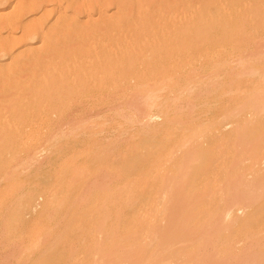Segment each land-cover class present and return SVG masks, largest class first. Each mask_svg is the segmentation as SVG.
<instances>
[{
    "label": "rangeland",
    "instance_id": "rangeland-1",
    "mask_svg": "<svg viewBox=\"0 0 264 264\" xmlns=\"http://www.w3.org/2000/svg\"><path fill=\"white\" fill-rule=\"evenodd\" d=\"M32 1H34V0H20V3L22 5L23 4L26 5L27 3H31ZM247 1H249L248 3L250 4V5H248L249 8L254 7L253 9H255V10L257 9V11L251 10V12L253 14L251 13L250 19H249V25H248V31H247V33L249 35H247V33L245 34L242 32L237 33V35L242 37V38H243V36H241V35H244V34L247 35L248 39L245 40V38H247V37L243 38V40H245L244 41L245 44L242 43V44H240L241 46L238 45L237 47H235L236 49L235 48L234 49L233 48L227 49L225 47L213 48L211 46H210L211 47L210 48V47H207V45H204L201 43L202 45L197 46V47H199V49L196 47L195 48L190 47V48L186 49L187 52H186V50L185 51L180 50L182 48H179V47H181V46L185 47L186 46L185 42L187 41L186 40L187 38H188V40L189 39L193 40L194 37H197L194 35L193 30H196V33L198 32L197 30L201 31L200 28L195 29L193 26H191V25H193V23H191V25H190L192 28L187 29V26H189V23L187 22V24H186L185 21H184L185 23H183V21H182L183 16L180 15L182 18L181 19L182 22L180 23L181 27H182V25L185 26L186 28L184 27V29H186V31L184 30L185 31L184 34L181 33V31L176 32V34H172V37L174 38V36H175V38H174L173 44L171 42L172 48L174 49V52L172 51L173 49H171V53H175L177 55V57H180V58L182 57V58H184V60H180V59L176 58V59H170L165 63L158 64L157 68L158 69L162 68V71L160 73H157L156 77H154V78L151 77L147 80H144V79H140V78L136 77L133 74L125 73V76H123V75L120 76L117 81H112L111 79L110 80L104 79L103 81L100 82L98 80H100L101 78L97 79L98 76L95 74V76H92L93 78L87 76L86 79H89V80H87L83 84V86L81 85V87L78 86L79 84H75L76 82H74V85H77V89L75 87L76 90L71 89V87L74 88L73 84L70 85V81L73 82V80H74V77L73 78L71 77V79H73V80H70L69 83L64 85V86H66L65 89H68L69 91H67V90L62 91L63 96L60 97V100H57L58 101L57 103H62L64 101L63 103L65 104V107L61 111L58 110V113L60 112L61 114H58L57 111H55V110H51V105H47V104H50L49 100H51V102H52L55 98L49 99L48 103H46V100H45V103H44L45 108L43 109V107H42V109H41L42 111L39 108H36L35 106H30V105H29V107L26 106L23 108L25 112L22 110V111H20L21 112L20 113L18 110L19 114L17 113L16 116L18 115V117H19L21 114L24 113L25 117L22 115V117H20L21 119L19 118L18 120L12 121L10 123V125L13 123V125L11 126V130L13 128H16L17 126H20V127H17L16 130L13 129V131L10 132V134H12L13 135L12 137L14 138V141H13L14 143L13 142L11 143V147H12V149L17 150L18 155L13 157L11 152L9 154L4 153V151H2L0 153V178L2 179V172H3V171L1 172V168L6 162L7 170L9 172L11 171L10 173H12L14 178H16L15 181H18L19 184L20 183L25 184L24 187H21L23 189L20 188V185L22 186V184L19 185V192H20V190H22V193L21 192L19 193L18 190H17V192L20 195H22V194L28 195L30 193L29 196H32L34 198V200H33L32 214H30V212H28V210H26L25 208H24V210L21 209L22 207L18 204V200L16 201V199H18V197L20 196L19 194L17 195V193H16V197H13L11 202H9V201H7L8 203L6 202L8 207H7L6 203L3 205V206H6L5 209L8 208L7 211L5 210L6 213L7 212L8 213L6 214L4 212V214L10 218H8V220H9L8 226L5 227L4 215H3V213L0 212V229H1L0 234L3 235V236H0V264H2L3 260H4L3 261L4 264H23V260L25 262L24 264H120L122 261H125V262L128 261V259L131 256H135V257L130 258L131 262H132V259H135V260H133V262L137 261L136 263L132 262L133 264H137L138 262H139L138 264H142V263L146 264L145 261L149 257H147L144 254V256L147 258L144 259V257H143L142 258L143 260L139 259V257H141V256L138 253H141V255H143L141 249L137 246V244H134V242H132V243L129 242L130 239L127 240L130 235L131 236L134 235V237L136 236V239L143 236V234L140 235L141 233L140 234L138 233V232H140V230H137L136 228H134L135 226H137V224H134L131 221L134 219V217L138 218L139 216H143V213L147 212L149 210V208L151 210H153L152 209L153 203L154 202L157 203V197H158L157 192L160 188V187L158 188V186L161 185V183H162V182H160V180L162 179L161 178L162 176L157 175L160 173L159 170L157 173L156 168H155L156 171H154L153 168L156 166L162 167L164 165V163L168 164V161L172 160V157L175 158L174 160L177 159V161H173L174 163H172V165L170 164V162H169V164L171 166L177 164V166H178L179 165L178 163H180L182 160V154L179 155L181 153V150H179V148H178L179 147L178 141L181 139V136L186 135V133H187V135H189L191 133L193 134V130H195V129L198 130L197 129L198 126H196V125H199L200 123H201V125H199V126L201 127V129L199 128L200 130H198L196 132V136H194V134L192 136L191 135L189 136L192 138L194 136V138L192 141H190L187 148L183 150V153H185L186 157L189 160H193V159L196 160V162L192 161L193 163L190 161L189 164H187V165L188 166L191 165V167H192V165L194 166V165L198 164L199 166H201L200 165L201 162L206 161L207 159H209L211 157V155H213L215 153L220 154V156L218 155L219 158H218V156L217 157H214V156L211 157V158H214L212 160H215V162H216V158L219 159V160H217L216 163L212 162V164H211L214 166L215 171L217 168V163L221 162V161L223 163L218 164L219 169L217 168L216 172H214V169L213 170L211 169L210 172L213 171L212 174L213 175L216 174V175L211 177V174L210 175L208 174L211 177V178L209 177L210 179L208 178V176L207 177L201 176L200 179H202V181L201 180L197 181V178H196V183L198 184L199 181L201 183L199 182L198 185L194 183V186L195 187L197 186V188H198V190H195V192L201 190V192H197L198 197H199L201 195L200 193H202V195H203V193H204L203 191H205V193H206V189L210 190L211 189L210 187H212L211 190L213 192L212 195H214V197H209L207 194L204 193L203 200L205 199V197L208 198V202L213 200L212 198L217 200L219 198V195L223 194V196L225 198H231L235 201V204L241 203L242 205H240V206L243 207V210L241 213H239L240 211L223 213V211L221 210L222 213L220 214L221 211L219 212V215L217 216L218 218H217L216 222H215V220L213 221V223L215 222V224L212 225L211 223H209V225H211V227L216 225V227L218 229H222V230L216 231L218 233H216L215 235L213 234V232H211V230L213 228L210 229V232L214 236L217 235L218 238L220 239V234H221V232L224 231L223 228L227 229V228H229V225L232 224L233 235L226 239L223 246L224 247L229 246V245L233 246L234 250L237 253L242 254V256H244V254L245 255H251L253 257V259H256V260L259 257L258 262L256 264H264V215L261 218H257L256 212H255V209H257L258 207H261L264 204V81H263L264 76L261 77L260 74H258L259 72L262 73V75L264 73V54H263L264 53V21H263L264 20V5H262V4H264V0H247ZM40 7H41V5H39L37 7L38 8L37 14L41 13L42 9ZM259 8H261V9L259 10ZM36 15H32L30 18L27 17L26 21H30L31 19H35ZM187 31H189V32H187ZM172 33H175V32L172 31ZM177 35L180 37L177 38ZM187 35H190V36H187ZM206 35H208L207 32H206L205 36ZM209 35H211V34H209ZM6 36H7L6 34L0 33V41H1V39H4ZM181 36H182V38H181ZM175 41H177V42H175ZM181 41H182V43H181ZM196 41L194 39L195 43H197ZM174 45H177L176 46L177 48ZM74 46H77V45H74ZM249 46H250V48H249ZM213 49H214V51H213ZM209 50H210V52H212L211 53V55H213L212 59H210L212 56L209 58H206V55L209 54V52H208ZM232 50H233V52H232ZM229 51H230V53L232 52V56L230 58H229V53H226ZM234 51H235V53H234ZM177 52H181V53L177 54ZM261 52H263V53H261ZM215 53L217 54V56ZM255 53H257V54H255ZM226 54H227V57H226ZM223 55H225V56H223ZM246 55H248L249 57H247ZM207 56H209V55H207ZM220 56H222V58ZM243 57H245V58H243ZM203 58L211 60L210 63L206 62V59L204 60ZM224 59L226 61H224ZM231 61H235V62L231 63ZM255 61H257L256 64H255ZM221 62H223V63H221ZM253 63H254V65H253ZM171 64H172V66H171ZM230 64L232 66H230ZM140 65L141 64H136L132 67L130 65H129V67L126 66L125 72L126 71L127 72L133 71L134 73H139L141 71V73H143L144 70H146V69L143 65H141L142 67ZM163 65H165V66H163ZM222 65H224V66L221 67ZM137 66L140 67L141 69L138 68ZM89 67H90L89 65L88 66L86 65V70ZM231 67H233V68H231ZM222 68H224V69H222ZM211 69H213V70H211ZM188 70H190V73L188 72ZM175 71H177V75L180 74L177 76V80L175 78V76H176ZM221 71H223V72H221ZM243 71L247 74L243 73ZM83 72L88 74L86 71H83ZM95 72H97V71H95ZM32 73H33V71H31V72L25 71L19 76L17 74V77H21L25 74L26 76L24 78L23 77H21V78L23 80H25V78H26V80H27L28 79L27 75L28 74L32 75ZM210 73H213L214 76ZM36 74H38V73H35V75ZM185 74H186V76H185ZM215 74H218V76ZM228 74H230V76ZM236 74H238L239 76L244 74V76H242V78L241 77L238 78V75H236ZM195 75H197L198 78ZM232 75L235 77V79H233L231 77ZM171 76L172 77L174 76L173 79H170ZM180 76H182V79L185 78L184 80H186V79L187 80L184 82V80H182ZM17 77L15 79L12 78L13 80H11V82L15 81V84H17L19 86V88L22 86L21 89L23 91L21 93H23L26 90L23 87V85L26 82H27L26 84L29 85L28 82H30L31 77L28 76L29 77L28 81L25 80V83H23V85L20 81H22V82H24V81L22 79L20 80V78H18L20 80L19 81L17 79ZM162 77L166 78V81L164 80L165 83L168 80H170L169 82H171V83L172 82L177 83V81L179 80L180 83L178 82L177 84H180V85L173 83V85H177V88L173 87L171 89L169 86L168 89L169 88L170 89L169 90L166 89V93H167V95H166V93L163 90H161L163 92L158 90V89H161L164 85L168 86V84H164V82L161 79ZM201 77H204L205 81L203 79H201ZM253 77H256V78L253 79ZM41 78L43 79L44 76L41 75ZM216 78H218V79H216ZM150 79H151V81H150ZM155 79L157 81H161V82L156 84L157 81ZM199 79H201V80H199ZM248 79H250V80H248ZM90 80H92V81H90ZM152 80L156 81L155 84L152 82ZM190 80H192V81H190ZM219 80L220 81L223 80V81H221L222 84L221 83L219 84V82H220ZM232 80H236V81L239 80V81H238V83H236V82L232 83ZM16 81H19V82L16 83ZM46 81H47V79H46ZM132 81H133V83H132ZM245 81H247V82H245ZM32 82H33V79H32ZM147 82H150V83H147ZM88 83H89V86H88ZM145 83L149 84V86L152 84L153 85H159L161 83L164 85H159L157 87L152 85L153 87H155L154 90L148 89L151 86L150 87L145 86L149 90L148 91L143 86V85H147ZM183 83H184V86H183ZM204 83H206L207 85H205ZM209 83H211V84L215 83L212 85V86H214L215 89H219L220 87L221 88L219 90L215 91V89L212 86L210 87L211 84H209ZM94 84H95V86H94ZM101 84H103V85H101ZM223 84L224 85L226 84V85L224 86ZM114 85H116V86L114 87ZM215 85H217V86L215 87ZM222 85L225 88H223ZM232 85H234V86H232ZM140 86L143 88H141ZM189 87H191V88L194 87L193 89L196 92V94L193 91V89L192 90H191V88L188 89ZM135 88H136V91H133ZM18 89H17V91L20 94L21 89L20 90H18ZM115 89H117V90H115ZM137 89H138V91H137ZM173 89L176 93H173L174 91L172 92ZM44 90H46V89L44 88ZM146 90H147L148 94H147V92H145ZM157 90L160 91V93H163V94L165 93L163 95L164 99H162L163 97H162V94H160V93L154 95L153 98L154 99L156 98L155 101L158 98V100L156 101L158 105L159 104L162 105V103H161L162 101L164 102L163 104L172 103L173 101H171V100H170L171 102L169 101V98H170L172 100L176 99V100H174L173 103L175 104L174 107H176V106H178V107L173 108L174 110L171 109V112H168V114L166 115L165 122L167 124L162 119L156 120L155 124H156L157 128L154 130L155 132L151 131V130L148 131V133L152 132V133H149L150 134L149 135V134H147L146 129L142 124L141 125L144 127V129H140V128H142L140 123H142V121L145 120V119L143 120V117H139V119L142 118V121L138 119L139 123L137 121L134 124H131V123H128L127 121H128V119H130L131 115L132 116H136V115L142 116L146 112L147 106H148V105L146 106V100L149 104V102L151 101L150 97H152V95H153L152 92L157 91ZM206 90L209 91L208 94L210 93V97H208L209 95L208 96L205 95ZM210 90L211 91L213 90V91L211 92ZM178 91H180L183 95ZM184 91H185V93H184ZM191 91L196 96H197V93L199 92V94H198L199 96L196 97V96L192 95L193 93H189ZM217 91L219 93H217L216 97L214 94H213L214 96L211 95L213 92H217ZM221 91H222V93H221ZM168 92H170V93H168ZM200 92H202L203 95L206 96V97L202 96L204 99L201 97L202 93H200ZM26 93H28V91H26ZM26 93H24V94H26ZM93 93H96V94H93ZM149 93L151 96L149 95ZM171 93L173 94V96ZM11 94H13V93H11ZM19 94H15V95L13 94V95H11V97L17 96V98H18V96H20ZM169 94H171V95H169ZM2 95L3 94H0V97H2ZM113 95H114V97H113ZM179 95H181V96H179ZM189 95L190 96L192 95V96L190 97ZM139 96H140V98H139ZM148 96H150V97H148ZM155 96H157V97H155ZM160 96L162 97L161 99H159ZM187 96H189L188 98H190V99H187ZM193 96L196 97L197 99L195 98V100H194ZM120 97H122V98H120ZM20 98L21 97H19V99ZM191 98H192V100H191ZM201 98H202V100H201ZM205 98H207V99H205ZM2 99H4V97ZM124 99H125V101H124ZM178 99L180 101L181 100H183V101L180 102ZM198 99L200 101H198ZM0 100H1V98H0ZM184 100H185V102H184ZM120 102H123V104ZM189 102H192V103L189 104ZM197 102H199V104ZM204 102H206V103H204ZM117 103L118 104L120 103L119 106L120 105H122V106L119 107L117 105ZM173 103H172V105H173ZM194 103H195V105H193V108H192V104H194ZM177 104H179V105H177ZM0 105H1L0 107H2L1 103H0ZM190 105H191V107H190ZM49 106H50V109H49ZM110 106H111V108L114 106H116V107L114 109H111ZM180 106L183 107V112L179 111L180 109H182V107H180ZM187 106L189 107V110H188V108H186ZM117 107L119 108V110H122L121 107L124 108L123 112H125V113L122 112L121 115L123 114L122 116H125V117H120L117 114H115V113L120 112L118 109H117L118 112L116 111L115 113H113ZM215 107H216V109H215ZM100 108H102V109H100ZM107 108H108L110 113L108 112ZM129 108H130V110H129ZM158 108H160V106L156 108V111ZM178 108H179V110H177ZM185 108H186V110H185ZM28 109H30V110H28ZM45 109H47L48 111ZM190 109H192V111ZM0 110H2V109L0 108ZM196 110H198V111H196ZM26 111H28V112L26 113ZM43 111H44L45 115H43V113H42ZM102 111H105V112H102ZM135 111H136V113H135ZM186 111L188 112V114ZM127 112H128V114H127ZM176 112H177V114H176ZM2 113H3V110H2ZM96 113L100 114V115L98 114L99 117L102 115L101 116L102 118L100 117L101 119H104V118H105L104 120H106V118L109 119L108 122L101 123L100 122L101 119L97 120V118H96L97 121H94L95 116L97 115ZM212 113H214V114H212ZM1 114H0V116H3V114L2 115ZM113 114H115V115H113ZM178 114H179V116H178ZM187 115H189L188 118H187ZM193 115H194V117H193ZM200 115H201V117H199ZM223 115H224V117H222ZM41 116L43 117L42 118L43 122L46 119V122H44L43 124L40 123V122H42L40 120ZM60 116L64 118V119H61V120H63V122H60L61 121ZM220 116L222 117L223 121L221 119H219ZM35 117H37L36 119H39V120H35ZM54 117H56V118H54ZM112 117H113V119H112ZM176 117H177V119H176ZM189 117H191L192 121L190 120ZM196 117L198 118L197 120H196ZM207 117H210V118H207ZM214 117H216L219 120H213V119H216ZM49 118L52 119L51 121L54 123L53 124L54 131L56 133L57 132L64 133V137L61 136L60 137L61 139L60 138L54 139L55 143H54L53 139H52V141L49 142L50 144L46 143V146L47 145H50V146L49 147L47 146V149L49 148L48 154H47V159L42 160V162L43 163L45 162L44 164H46V165L43 164L44 167H42L43 169L41 168L40 172H38L39 170L37 171L36 169H34V170L30 169V171L28 172V170H29L28 169L24 172L27 175V177L24 176L25 175L24 173H22L20 175V178H19L20 180H18L17 178L19 176L17 177L16 175H14L15 169H13V168H15V165L18 164L19 161L24 159V156L26 158L25 154H27V153H25V152H27V151H25V150H27V149H24V148L26 146H28L29 143L25 144V143H27L25 141V139L26 138L28 139V137L31 136L32 132L33 131L35 132L36 129H37V131L35 132L36 136H38V134H40L41 135L40 137L44 136V138L46 139L47 136H49V131H50L49 128H47L48 126L46 125L47 122H50V120H48ZM86 118H88V121ZM89 118H91V119L94 118V120L93 119L91 120ZM116 118H118V121ZM186 118H187V121H185ZM193 118L195 119L194 120L195 123L193 122ZM201 118H203L204 121H203V119L201 120ZM10 119L12 120V118H10ZM23 119H25V120H23ZM32 119H34L35 122ZM53 119L54 120L56 119V120L54 121ZM57 119L59 120V122L57 121ZM68 119L71 122V124H69ZM125 119H126V121H125ZM179 119L181 121H179ZM26 120L29 123H27ZM104 120H101V121L103 122ZM174 120L176 121V123L181 122V123H177V124H179V125L182 124V126L184 125L182 130L180 128L181 126L178 129V126H176L177 125L176 123L174 124L175 126L174 125L173 126L177 127V130H175L176 128L174 129V127L172 126V123L175 122ZM198 120H201V121H198ZM16 121H19V122L17 123ZM30 121L31 122L33 121V123H34V124L32 123L33 125L31 124V126H32L31 131H30V125H29L31 123ZM86 121L87 122H90V121L93 122V125H92V123L91 124L88 123L87 127H86ZM55 122H56V124H55ZM95 122L98 125L97 124L95 125L94 124ZM163 122H164L165 126H163L164 124L162 125ZM38 123L44 125V127H42V125H40L38 127V125H39ZM63 123H65L64 126L67 127V129H66V127H64L65 129L63 128L64 130H66V133H68V130H69V132L72 131V133H68L69 134L68 137H67V134L65 135V131L61 129L63 127L62 126ZM75 123H77V124H75ZM35 124H38V125L34 126ZM60 124L62 127H59ZM83 124H84V126L81 127V125H83ZM27 125H29V126L27 127ZM45 125H46V127H45ZM48 125H49V123H48ZM127 125H128V127H127ZM13 126H16V127H13ZM93 126H95V127H93ZM97 126H99V127L96 128ZM103 126H105V127H103ZM120 126H122V128ZM185 126L189 127L187 130H189L191 128H194V129L192 131H190L191 133H189V132H187ZM89 127L90 128L92 127V128L90 129ZM38 128H42V130L39 129V130H41V132H38L39 131ZM71 128L73 130H71ZM119 128H121V129L119 130ZM124 128H125V130L129 129L126 132H128V131H130V132L126 133L123 130ZM162 128L165 130L164 132H162L163 131ZM165 128L168 129L170 132L175 130V131H173L174 134L177 131L175 135L172 134V136H174V141L172 140L173 137L171 139L169 138V141H171V143L167 141L168 140L167 136L169 137L170 134L167 135V133H166L167 131ZM7 129L5 128V130H7ZM25 129H26V131H25ZM58 129H60V130L58 131ZM161 129H162V131L160 132ZM14 130H15V133H14ZM43 130H44V132H43ZM61 130H62V132H61ZM86 130H87V132H85ZM142 130L144 132H141ZM1 131L2 130L0 129V134H2ZM52 131H53V129L51 130V132ZM75 131H77V133ZM119 131L120 132L122 131L123 133L122 132L120 133ZM138 131H140V132H138ZM28 132L29 133L31 132V135L28 134ZM82 132H84V134ZM184 132H185V134H184ZM43 133L47 136H45ZM80 133H82L84 135V136H82V138H81ZM101 134H102V136H101ZM140 134H141V136H140ZM165 134L167 136H165ZM97 135L99 136V138ZM133 135L136 137H134ZM32 136H34V135H32ZM50 136H52V134ZM121 136H123V137H121ZM124 136L126 138L128 137V139H130V140L126 139ZM137 136L139 138H137ZM186 136H185V140L187 138ZM24 137H26V138H24ZM73 137H75V138H73ZM103 137H105V138H103ZM170 137H171V135H170ZM124 138L126 140H124L123 141L124 143H123L122 140ZM150 138L152 139L151 142H149L151 140ZM183 138L181 141H183ZM41 139H43V137ZM102 139L104 140V142L101 141ZM113 139H114V141H112ZM143 139L146 140V143ZM147 139H149V141ZM23 141H25V142L23 143ZM38 141H40V139ZM118 141H119L120 146L118 144ZM120 142H122V143H120ZM36 143L37 142H35V144ZM78 143H79V145H77ZM90 143H91V145H90ZM22 144H24L25 147ZM67 145H69V146H67ZM74 145H76V146H74ZM110 145H113V146H110ZM151 145H153V146L151 147ZM117 146H119V147H117ZM176 146H177L179 151L178 150L172 151V149L173 150L177 149V148H174ZM53 147L58 148V149H55ZM108 147H109V150H108ZM135 147H137V148L135 149ZM110 149H111V151H110ZM103 150H105V151H103ZM77 151L78 152L80 151V153H78ZM172 152H174V155L172 154ZM175 152H176V154L178 152L179 153L178 155L181 158L179 156H177L175 154ZM49 153L52 157L49 155ZM70 153H72L73 157ZM106 153H107V155H106ZM160 154H161V156H160ZM48 155L50 156V158ZM76 155H77V157H76ZM168 155H170L172 157H170ZM175 155L179 158L175 157ZM22 156H23V158H22ZM151 158H152V160H151ZM159 158H160V160H159ZM148 159L150 160V163H149ZM155 159H157V160H155ZM162 159H163V161H161ZM166 159H168L167 162L165 161ZM47 160H49V161H47ZM52 161H53V164H52ZM162 162H163V165H162ZM176 162H178V163H176ZM209 162H210V160H209ZM148 163H149V165L146 168V164H148ZM213 163H215V164H213ZM169 164H168V167H170ZM94 165H96V166H94ZM143 166H145V167H143ZM188 166H186V167H188ZM213 166H211V167L213 168ZM159 167H158V169H159ZM164 167H166V164L164 165ZM168 167H166V168H168ZM191 167L185 168V170H187L186 173H188V171L190 170V172L192 174L194 173L193 175H197V173L199 172L198 170L200 168L198 167L196 169L197 166H194L193 168L196 169L195 170L196 172H194V169L192 170ZM150 168H151V171H150L151 174H152V171L157 173L156 175L158 176L157 178H159V180L154 178V177H156V175H154V173L152 175L149 174L148 170H150ZM99 169H100V171H99ZM105 169H106V171H105ZM131 169L133 171L132 174L130 171ZM171 169H174V168L170 167V170ZM206 169H208V168H206ZM122 170H123V172H120ZM161 170H162L161 173H163V171H165V168H160V171ZM170 170H168V171H170ZM178 170H181V168L178 167ZM219 170H221V171L219 172ZM8 171H6V172L8 173ZM108 171H110V173ZM112 171H114V173H112ZM124 171L125 172L130 171L131 176H129L128 172H126V174H124L125 173ZM166 171H167V169H166ZM166 171L164 173L165 174L168 173V175H170L172 173L171 171H173V170L170 171L171 172L170 174H169V172H166ZM174 171H175V169H174ZM174 171H173V173H174ZM98 172H99V175H98ZM119 172L122 174H120ZM10 173H8V174L10 175ZM33 173H34V175H33ZM140 173H141V176H139ZM182 173H185V172L182 170ZM208 173H209V171H208ZM147 174H149L148 179H149V176L153 177V179H152V177L150 178L152 181H148V179L147 180L145 179V178H147L146 177ZM176 174L178 175V172L174 173L173 176L175 177ZM12 175L10 176L11 180L14 179ZM29 175L31 176L30 178H29ZM35 175H36V177H33ZM132 175H133V177H132ZM143 175L145 178H141V177H143ZM162 175H164V174H162ZM181 175L182 174H179V176H181ZM204 175H206V174H204ZM119 176L124 178V179L126 178V180H124V182H123L121 180L122 178H120ZM127 176H129V177H127ZM179 176H177V177H179ZM187 176H189V175H187ZM192 176H189V179L187 182L188 185L191 183L190 178L196 177V176L195 177H192ZM95 177H98L100 179H97L98 180L97 181V180H95ZM101 177H105V178L102 179ZM138 177L140 178L141 181L142 180L144 182L148 181L150 183V184H147L148 185V187H147L145 185V183L143 182V184H144L143 186H146L147 188L146 187L145 188L140 187L141 188L140 190L137 189L138 184L140 186V182H138V179H139ZM174 177H171V178H174ZM177 177H176V180H177ZM185 177H186V175H185ZM185 177L184 178L180 177V178L186 179ZM114 178L116 181L114 180ZM132 178H135V179L131 180ZM171 178H169V179L171 180ZM198 178H199V176H198ZM154 179H156L157 181L154 182ZM163 179L167 180L166 177H164ZM174 179L171 180L172 185L174 184ZM183 179L180 181L186 182ZM100 180H102L103 183H101ZM178 180H177V183H181L180 181L178 182ZM193 180L194 179H192V181ZM113 181H114V183H113ZM125 181H128L126 183L127 184L129 183L131 186L128 184L129 186H126L124 188V185H127V184H125ZM153 182L155 184L157 182L156 186L154 185ZM0 183H1V180H0ZM120 183H122V185ZM202 183H204L206 185H202ZM28 184H30V185H28ZM93 184L95 187L93 186ZM99 184L101 186L103 185L102 187H104V188H102L101 186L99 187ZM105 184H107V186H109V190ZM181 184H180L181 189H179V187H177L179 185H176V183H175V185H173V186L170 185V186H172L174 189H176V187H177L180 190L179 192L181 193L182 189H183L182 192H184L186 189L185 187H188V186L184 187V183H183L182 186L185 188L184 189V188H182ZM192 184L193 183H191V185ZM1 185H2V183H1ZM97 185L99 188H101V190L102 189H104V190H102V191L98 190L99 188L97 187ZM199 185H200V188L198 187ZM115 186H116V188H115ZM163 186H162V188H163ZM201 186H203V188ZM190 187L187 188L188 192L185 191V193H187V194L189 193ZM195 187H194V189H195ZM126 188H129V190H127ZM204 188H206V189H204ZM93 189L97 190L96 192L98 194ZM121 189H122V191H124L123 194H121ZM213 189H214V191H213ZM220 189L223 190L222 193L219 192ZM0 190H2V188H0ZM119 190H120V194L123 196H119L120 199L115 200V198H119V197H117L118 195L116 194L119 192ZM133 190L135 192L137 190L138 191L136 193H134ZM115 191H118V192H115ZM126 191L128 194L127 198L125 197ZM192 191H193V189H192ZM86 193H89V194L92 193V194L89 195ZM177 193L178 192H176L175 196H177ZM180 193H178V196L176 197V199L179 197ZM185 193H183V194L181 193V195H183L182 197H184V199L183 200L180 199V201L182 200L184 202V200L188 196V195L186 196ZM197 193H194V191H193L191 194L194 196L196 194V196L195 197H192V195H189V196H191L194 200L195 199L197 200V198H196ZM207 193H208V191H207ZM114 194H116L115 197H114ZM127 194H126V196H127ZM174 194H175V192H174ZM110 195L111 196L113 195L112 198ZM154 195H155L156 199H153ZM187 199L189 200V198H187ZM193 199L192 200L190 199L191 202L193 201ZM153 200H154V202H153ZM180 201H177V202H180ZM198 201H201V200L198 199ZM204 202L206 203L207 200L203 201V203ZM12 203H13V205H12ZM180 203H182V202H180ZM184 203H182L183 207L186 208L184 206ZM197 203L198 202L196 201L192 207H191L192 203H191V205L189 204L187 206L188 209H189V207H190V209L193 208L192 211L194 210L193 212L195 214H191L192 211L189 214L188 212L190 211V209L189 210L186 209L188 211V212L186 211L187 215L185 213V209H183L184 210L183 214H185L186 217L188 216V214L192 215L190 217H187L190 221L193 220L192 217H194L198 214L197 215L198 217L196 216V219L193 220L194 225H195V223H197V225H195L196 228L193 227L192 221L189 222V220H188L187 224H189L188 225L189 227L192 224L191 230L194 231L196 229V231L198 230L197 232H199V229L203 228L201 223L203 224L206 221L202 219V216H201L202 214L198 210L195 211V208L198 205H201L198 203V205H196V207H194L195 204H197ZM200 203H202V202H200ZM180 205L178 203L177 207H179ZM10 206H12V207H10ZM153 208H155V207H153ZM181 209H182V207H181ZM151 210H149V213H147V215L149 217H150V215L153 216V212ZM154 210H156V209H154ZM172 210L175 211L174 208H172ZM178 210L180 211V209H178ZM18 211L20 213H18ZM150 211L152 214L150 213ZM182 212L180 213L181 215H183ZM12 213H13V215H11ZM154 213H155V211H154ZM158 213H159V211H158ZM144 214H146V213H144ZM173 214H175V213H173ZM239 214H240V218L237 219ZM181 215H179V216H180V219L182 220V218H184V217H182ZM145 216L146 215H144L143 218L147 219V216L146 217ZM157 216L158 215L155 216L156 219L152 217L153 221H151V223L154 222V224H155V221H154V219H155L156 222H158V225H162L161 226L162 228H164V227L167 228V226L164 225V224H166V222H164L162 220V218H161V221H163L164 223L161 222L162 224H159L160 221L157 220V218H158ZM175 216H177V215H175ZM149 217H148V219L151 220V217L150 218ZM172 217H173V215H172ZM186 217L184 218L185 220L187 219ZM141 218H138V220ZM143 218L141 220L145 221ZM177 219H179V218L177 217ZM180 219H179L178 223L176 221L177 224H179V222L184 221V219L182 221H180ZM217 221L219 222L218 224H220L219 227H221V225H222L223 228L218 227V225L216 224ZM148 222L149 221H147V222L145 221V225L143 224L144 227L146 226V223H147L148 227L152 225L150 222L149 223L151 225L148 224ZM184 222H186V221H184ZM182 224L183 223H180L179 225L182 226V229H185L184 227H186V226L185 225L183 226ZM206 224H204V225L206 226V228L209 229V227H208L209 225H206ZM3 226L5 227L4 228L5 230L3 229V232L1 233ZM154 226H153V228H155ZM176 226L177 225H175V227L172 226V228H170V231H167L168 228L165 229V231H167L165 234L163 232H161V233H163V235H161V237L163 238V239L161 238L162 241L163 240L165 241L166 238L169 239L168 241H170V239L173 238V241H172V239H171V241L174 242V245H175L176 240H178V239H176V236H175L176 232L178 234H180L177 237L184 238L186 236L185 234H183L185 236L181 237L182 236L181 233L182 232L185 233V232H187V230L185 229L183 231L182 229L178 228V226L177 227ZM168 227H169V225H168ZM28 228H31V229H28ZM139 228L145 229L141 226ZM162 228H158V229L156 228V229L162 230ZM173 228H175V229L178 228L180 233L178 230L176 232H174L175 230H172ZM193 228H195V229H193ZM217 228H216V230H217ZM156 229H155V232H156ZM30 230H31V233L29 232ZM189 230H190V228H189ZM145 231H147V230L145 229L144 232ZM150 231H151V228H150ZM150 231H149V233H150V235H152V233ZM193 231H191L190 235L188 233V237H190V239H191V235H192ZM200 231L202 232V230H200ZM204 232L208 233L209 230L204 231ZM4 233L8 234V236H6V234H4ZM35 233L38 234V239H37V243H36L37 247L33 248V249H35V251L32 249L34 251L32 253V250L29 249L28 246H30L32 239L36 236ZM134 233H137V234H134ZM168 233L171 235L170 238H168L169 237ZM206 233H205V235H206ZM27 234L29 235V237ZM33 234H35V236H33ZM145 234L147 235L148 233H145ZM145 234L143 237L146 236ZM196 234H198V233H196ZM150 235L148 234L146 236L147 238L145 237V241H146V239L149 240V238H151ZM164 235H166V236H164ZM210 235L208 234V236H210ZM5 236L9 239H7ZM30 236H31V238H30ZM173 236H175V237H173ZM194 236H195V233H194L193 237ZM214 236H213V238H214ZM3 237H4V239L1 240ZM21 237L23 239L22 241L19 240ZM188 237H185V238H188ZM218 238H216V239H218ZM133 239H135V238H133ZM136 239H135V241H136ZM167 239H166V242H168ZM190 239L188 238L187 241ZM210 239L208 240V242L210 241ZM14 240H16V241H14ZM213 240L217 242V246L214 245L213 243H215V242L211 240L212 241V247H211V245H208V248H206V252H205L206 254L204 256H200L198 259L199 261H201L200 262L201 264H202V262H203V264H219V263H221L220 261H222V260L224 261L226 259V257H225V259H222V257H223L222 255L224 253L222 255L220 254L221 256L219 255V253H222V252L218 253V251H220V250H217L216 252L213 251L214 246L218 247L219 245H221L223 243L220 244L219 242H221V241H217V240H215V238ZM12 241L15 243L14 244L11 243ZM130 241H132V240H130ZM139 241H140V239H139ZM181 241H182V239L180 240V243H181ZM183 241H185V240L183 239ZM190 241H192V240H190ZM127 242L131 243L130 246H129V244L127 245L128 247L126 246ZM143 242H138V244L142 243V246L139 245V246H141V248H143L144 246H147L145 244H148V246L151 248V246H150L151 244L149 243V241L147 243H145V242L143 243ZM150 242H151V240H150ZM177 242H179V241H177ZM2 243H4V244L1 245ZM180 243H178V244L181 246V244H183V243H181V244ZM187 243L185 242V244H184L185 247L182 246L180 248V250L178 249V246L176 243L178 253H177L176 248H175L176 253L173 251L174 249H171L169 251L170 253H171V251H173L172 253H174V257H171L169 260L170 262L172 260H174V261H172L170 264H175V263L176 264H180V263L185 264L184 258L182 257L181 254L182 253H188L191 251V247H189V245L187 247L188 250L186 249ZM189 243L191 244V242H189ZM12 244H13V246H12ZM20 244H24V245H20ZM169 245L174 246L172 244H169ZM23 246H25V247H23ZM137 248H138V250H137ZM210 248H211L212 252L210 251ZM19 249H20V251L22 250L20 254H18ZM23 249H24V252H23ZM144 249H145V247H144ZM144 249H143V251H144ZM189 249H190V251H189ZM216 249H220V248L218 247ZM26 250L29 251L30 253L27 252L25 254ZM139 250L141 252H139ZM181 250H183V251H181ZM145 251H147V249ZM209 251L211 252L210 254H208ZM213 252H214V254H213ZM147 253H148V251H147ZM11 254H13V257ZM22 254L23 255L25 254V255L23 256ZM30 254H32L31 257H30ZM137 254H138V256H137ZM149 254L150 253H148L147 255H149ZM151 254H152V252H151ZM27 255H28V257H30V260H29V258L26 260ZM166 255H167V253L165 252V254H163V256H162L163 260L168 258ZM225 255L226 254H224V256ZM228 255H229V253H228ZM228 255H226L227 259H229V260L233 259L234 260V258H235L234 253L232 255L230 254L232 258H228ZM6 256L8 258L11 256L12 258L10 257L9 259H7ZM22 256H23V258H22ZM205 256H207V258ZM209 257L211 260L209 259ZM217 257H219V260L220 259L221 260L219 261L217 259ZM150 259H151V257H150ZM150 259H147V260L149 261ZM207 259L210 261H208ZM140 260L142 261V263L140 262ZM153 260H154V262H153ZM229 260H228V262H229ZM151 261H152L151 264H154L156 262L155 259H151ZM234 261H232V262H234ZM216 262H218V263H216ZM126 264H129V263H126ZM147 264H148V262H147ZM149 264H150V261H149ZM225 264H230V262L229 263L225 262Z\"/></svg>",
    "mask_w": 264,
    "mask_h": 264
},
{
    "label": "bare ground",
    "instance_id": "bare-ground-1",
    "mask_svg": "<svg viewBox=\"0 0 264 264\" xmlns=\"http://www.w3.org/2000/svg\"><path fill=\"white\" fill-rule=\"evenodd\" d=\"M249 1H247V0H34V1H32L31 3H27L26 5L25 4H21L20 3V0H0V33L1 34H6L7 36L4 38V39H1V41H0V94H3L2 95V97H0L1 98V100H0V103L2 104V107H0L2 110H3V113H2V110H0V114L2 113L3 114V116H0V129L2 130L1 132H2V134H0V153L2 152V151H4V153H6V154H9L10 152L12 153V156L13 157H15V156H17L18 154H17V150H15V149H12V147H11V143L14 141V138L12 137L13 135L12 134H10V132L11 131H13V129H15L16 130V128L17 127H20V126H13V127H16V128H13L12 130H11V126L13 125V123L10 125V123L12 122V121H15V120H18L20 117H22V115L24 116V113L23 114H21L19 117H18V115L16 116V114L18 113V110H19V112L20 111H24V107H26V106H28L29 107V105L30 106H35L36 108H39L40 110L42 109V107H43V109L45 108V100H46V103H48V100L49 99H54L52 102H51V100H49L50 102V104H47V105H51V110H55V111H57V113H58V110L59 111H61L64 107H65V104L62 102V103H57L58 101L57 100H60V97H62L63 95H62V91H69L68 89H65V87L66 86H64L65 84H67V83H69V81L70 80H73V79H71V77L73 78L74 77V80H73V82L72 81H70V85L71 84H73L74 85V82H76L75 84H79L78 86L79 87H81V85L83 86V84L87 81V80H89V79H86L87 78V76H89V77H92V76H95V74L98 76V78L97 79H99V78H101L100 80H98V81H103L104 79H111L112 81H117L118 80V78L120 77V76H125V73H129V74H133V75H135L136 77H138V78H140V79H144V80H147V79H149V78H151V77H156L157 76V73H160L161 71H162V68H160V69H158L157 68V66H158V64H162V63H165V62H167L168 60H170V59H180V60H184V58H180V57H177V55L175 54V53H171V49H173L172 48V45H171V42H172V44H173V41H174V38H175V36H174V38L172 37V34H176V32H180L181 31V33H183L184 34V32L186 31V29H184V27L185 26H183L182 25V27H181V22L183 21V23H185L186 22V24H187V22L189 23V26H187V29H190V28H192L191 26H193L195 29H201V31H199V30H197L198 32L196 33V30H193V33H194V35L195 36H197V37H194V39H195V41L197 42V43H195L194 42V39L193 40H188V38L186 39L187 41L185 42V47H183V46H181V47H179V48H182V49H180V50H186V49H188V48H190V47H192V48H198L199 49V47H197V46H200V45H202V44H204V45H207V47H213V48H221V47H225V48H235V47H237L238 45H240V44H242V43H244V41L245 40H247L248 39V37H247V35H249L248 33H247V31H248V25H249V19H250V15H251V10L252 11H257V9L255 10V9H253L252 7H250L249 8V6L248 5H250L249 3H248ZM252 3V2H251ZM39 5H41V13H39V14H37V7L39 6ZM262 5H264V4H262ZM256 6V5H255ZM257 7V6H256ZM255 7V8H256ZM261 8H259V10H260ZM37 14V15H36ZM253 14V13H252ZM32 15H36L35 17V19H31L30 21H26V19H27V17H31ZM180 15H182L183 17V20L181 21V16ZM258 16V15H257ZM256 16V17H257ZM262 16V15H261ZM179 18V19H178ZM223 18V19H222ZM227 18V19H226ZM229 18V19H228ZM185 19V20H184ZM225 19V20H224ZM223 20V21H222ZM185 21V22H184ZM264 21V20H263ZM182 23V24H183ZM191 23H193V25H191ZM256 24V23H255ZM191 25V26H190ZM253 26V25H252ZM189 27V28H188ZM258 27V26H257ZM186 28V27H185ZM173 29V30H172ZM185 30V31H184ZM203 30V31H202ZM172 31L173 32H175V33H172ZM187 32H189V31H187ZM206 32H207V34L208 35H206L205 36V34H206ZM240 32H242V33H247V35H241V36H243V38H245V37H247V38H245V40H243V38L242 37H240V36H238L237 35V33H240ZM209 34H211V35H209ZM186 35V34H185ZM184 36V35H183ZM187 36H190V35H187ZM211 36V37H210ZM178 37H180V36H178L177 35V38ZM176 38V39H177ZM181 38H182V36H181ZM175 39V40H176ZM190 41V42H189ZM193 41V42H192ZM175 42H177V41H175ZM247 42V41H246ZM181 43H182V41H181ZM202 43V44H201ZM245 44V43H244ZM74 45H77V46H74ZM175 47L177 46V45H174ZM241 46V45H240ZM206 47V48H207ZM210 47V48H211ZM177 48V47H176ZM178 48V49H179ZM249 48H250V46H249ZM252 48V47H251ZM236 49V48H235ZM179 50V51H180ZM238 50V49H237ZM173 52H174V49L172 50ZM199 51V50H198ZM212 51V50H211ZM213 51H214V49H213ZM186 52H187V50H186ZM191 52V51H190ZM189 52V53H190ZM206 52V51H205ZM209 52V54H207V55H209V56H207L206 55V58H209V57H211L210 59H212L213 58V55H211V53L212 52H210V50L208 51ZM207 52V53H208ZM232 52H233V50H232ZM232 52L230 53V51L229 52H226V53H229V58L232 56ZM178 53H181V52H177V54ZM234 53H235V51H234ZM246 53V52H245ZM261 53H263V52H261ZM216 54V53H215ZM239 54V53H238ZM248 54V53H247ZM255 54H257V53H255ZM264 54V53H263ZM244 55V54H243ZM249 55V54H248ZM248 55H246L247 57H249ZM216 56H217V54H216ZM223 56H225V55H223ZM219 57V56H218ZM221 58H222V56H220ZM226 57H227V54H226ZM239 57V56H238ZM205 58V59H206ZM243 58H245V57H243ZM242 58V59H243ZM252 58V57H251ZM250 58V59H251ZM190 59V58H189ZM192 59V58H191ZM204 59V58H203ZM204 59V60H205ZM227 59V58H226ZM208 60V61H207ZM219 60V59H218ZM244 60V59H243ZM246 60V59H245ZM258 60V59H257ZM261 60V59H260ZM210 61L211 60H209V59H206V62H209L210 63ZM224 61H226L225 59H224ZM228 62V61H227ZM232 62H235V61H231V63ZM254 62V61H253ZM256 62L257 61H255V64H256ZM263 62V61H262ZM170 63V62H169ZM221 63H223V62H221ZM230 63V62H229ZM259 63V62H258ZM136 64H141V65H143L144 67H145V69L146 70H144V72L143 73H141V71L139 72V73H134L133 71H126L125 72V67L126 66H128L129 67V65L132 67V66H134V65H136ZM168 64V63H167ZM252 64V63H251ZM86 65L88 66H90L87 70H86ZM140 65V66H141ZM179 65V64H178ZM190 65V64H189ZM204 65V64H203ZM253 65H254V63H253ZM259 65V64H258ZM257 65V66H258ZM163 66H165V65H163ZM171 66H172V64H171ZM191 66V65H190ZM224 65H222L221 67H223ZM230 66H232L231 64H230ZM238 66V65H237ZM241 66V65H240ZM239 66V67H240ZM245 66V65H244ZM243 66V67H244ZM130 67V68H131ZM138 67V66H137ZM142 67V66H141ZM189 67V66H188ZM220 67V68H221ZM138 68H140V67H138ZM195 68V67H194ZM198 68V67H197ZM226 68V67H225ZM231 68H233V67H231ZM237 68V67H236ZM241 68V67H240ZM128 69V68H127ZM136 69V68H135ZM141 69V68H140ZM139 69V70H140ZM170 69V68H169ZM185 69V68H184ZM183 69V70H184ZM193 69V68H192ZM202 69V68H201ZM222 69H224V68H222ZM239 69V68H238ZM186 70V69H185ZM209 70V69H208ZM211 70H213V69H211ZM244 70V69H243ZM25 71H27V72H31V71H33V73H32V75L30 74H28L27 75V78L29 79V77H31L30 79V82H28L29 83V85L28 84H26L25 83V80H26V78H25V80H23L21 77H25L26 75L24 74L23 76H21V77H17V74H18V76L19 75H21L23 72H25ZM35 71V72H34ZM83 71H86L88 74H86V73H84ZM95 71H97V72H95ZM187 71V70H186ZM192 71V70H191ZM245 71V70H244ZM243 71V73H245ZM257 71V70H256ZM260 71V70H259ZM83 72V73H82ZM91 72V73H90ZM136 72V71H135ZM176 72V76H175V78H176V80H177V76L178 75H180V74H178L177 75V71H175ZM188 72L190 73V70H188ZM217 72V71H216ZM221 72H223V71H221ZM247 72V71H246ZM35 73H38V74H36L35 75ZM186 73V72H185ZM192 73V72H191ZM196 73V72H195ZM203 73V72H202ZM207 73V72H206ZM230 73V72H229ZM254 73V72H253ZM44 74V75H43ZM188 74V73H187ZM210 74H212L213 75V73H210ZM227 74V73H226ZM242 74V73H241ZM245 74H247V73H245ZM255 74V73H254ZM253 74V75H254ZM258 74H260V76L262 77V76H264V73H263V75H262V73H258ZM257 74V75H258ZM41 75L42 76H44V78L42 79L41 78ZM46 75V76H45ZM86 75V76H85ZM160 75V74H159ZM173 75V74H172ZM183 75V74H182ZM194 75V74H193ZM199 75V74H198ZM209 75V74H208ZM215 75H217L218 76V74H215ZM225 75V74H224ZM229 76H230V74H228ZM236 75H238V74H236ZM29 76V77H28ZM170 76V75H169ZM185 76H186V74H185ZM195 76H197V75H195ZM201 76V75H200ZM214 76V75H213ZM212 76V77H213ZM242 76H244V74L243 75H241V76H239L238 75V78H242ZM259 76V75H258ZM17 77V79L18 78H20V80L22 79L24 82H22V81H20L19 79V81L22 83V85H23V83H25L24 85H23V87L26 89L25 90V92H23V93H21L23 90L21 89L22 88V86L19 88V86L17 85V84H15V81H13V82H11V80H13L12 78H16ZM167 77V76H166ZM172 77V76H171ZM170 77V79H173V77L171 78ZM181 77V79H182V76H180ZM205 77V76H204ZM204 77H201V79H203L204 80ZM211 77V78H212ZM233 79H235V77L232 75L231 76ZM237 77V76H236ZM40 78V79H39ZM93 78V77H92ZM174 78V79H175ZM184 78V77H183ZM196 78V77H195ZM197 78H198V76H197ZM215 78V77H214ZM219 78V77H218ZM218 78H216V79H218ZM249 78V77H248ZM254 78H256V77H253V79ZM28 79L26 80V81H28ZM32 79H33V82H32ZM45 79V80H44ZM46 79H47V81H46ZM159 79V78H158ZM162 79V81L164 82V84H168V86H166V85H164V84H159V85H164L161 89H158V90H163L165 93H166V89H168V87L170 86V88L172 89L173 87H175V88H177V85H180V84H177L178 82H179V80L177 81V83L176 82H169L170 80H168L166 83H165V81H166V78L165 77H162L161 78ZM185 79V78H184ZM184 79H182V80H184ZM201 79H199V80H201ZM209 79V78H208ZM224 79V78H223ZM226 79V78H225ZM229 79V78H228ZM244 79V78H243ZM43 80V81H42ZM156 80V79H155ZM165 80V81H164ZM187 80V79H186ZM186 80H184V82L186 81ZM194 80V79H193ZM237 80V79H236ZM236 80H232V83L234 82H236V83H238V81H236ZM248 80H250V79H248ZM263 80V79H262ZM19 81H16V83H18ZM90 81H92V80H90ZM150 81H151V79H150ZM157 81V80H156ZM156 81H154V80H152V82L155 84V82ZM181 81V80H180ZM190 81H192V80H190ZM205 81V80H204ZM210 81V80H209ZM212 81V80H211ZM217 81V80H216ZM220 81V80H219ZM221 81H223V80H221ZM219 82V84L221 83L222 84V82ZM244 81V80H243ZM264 81V80H263ZM72 82V83H71ZM142 82V81H141ZM145 82V81H144ZM159 82H161V81H157L156 82V84H158ZM183 82V81H182ZM181 82V83H182ZM194 82V81H193ZM192 82V83H193ZM197 82V81H196ZM195 82V83H196ZM201 82V81H200ZM245 82H247V81H245ZM249 82V81H248ZM257 82V81H256ZM103 83V82H102ZM132 83H133V81H132ZM147 83H150V82H147ZM147 83H145V84H147ZM173 83H175V84H177V85H173ZM180 83V82H179ZM189 83V82H188ZM251 83V82H250ZM45 84V85H44ZM96 84V83H95ZM95 84H94V86H95ZM108 84V83H107ZM172 84V85H171ZM190 84V83H189ZM205 85H207L206 83H204ZM209 84H211V83H209ZM213 84H215V83H213ZM213 84H211L210 85V87L213 85ZM217 84V83H216ZM252 84V83H251ZM87 85V84H86ZM93 85V84H92ZM98 85V84H97ZM101 85H103V84H101ZM123 85V84H122ZM141 85V84H140ZM148 85V86H147ZM147 85H143L144 87L146 86V87H150V88H148L149 90H154L155 89V87H153V86H159V85H150L149 86V84H147ZM187 85V84H186ZM185 85V86H186ZM199 85V84H198ZM224 85V84H223ZM222 85V86H223ZM226 85V84H225ZM224 85V86H225ZM88 86H89V83H88ZM107 86V85H106ZM116 85H114V87H115ZM142 86V85H141ZM140 86V87H141ZM183 86H184V83H183ZM200 86V85H199ZM217 85H215V87H216ZM219 86V85H218ZM223 86V88H225ZM232 86H234V85H232ZM27 87V88H26ZM42 87V88H41ZM47 90H44V88ZM75 87H76V89H77V85H74V88H72L71 87V89H75ZM98 87V86H97ZM102 87V86H101ZM131 87V86H130ZM139 87V86H138ZM145 87V88H146ZM206 87V86H205ZM213 88H214V86H212ZM19 88V89H18ZM69 88V87H68ZM141 88H143V87H141ZM144 88V89H145ZM169 88V89H170ZM183 88V87H182ZM191 87H189L188 89H190ZM194 88V87H193ZM193 88H191V90L193 89ZM212 88V89H213ZM221 88V87H220ZM219 88V89H220ZM238 88V87H237ZM17 89L18 90H20L21 89V91H20V94H19V92L17 91ZM70 89V88H69ZM75 89V90H76ZM104 89V88H103ZM147 89V88H146ZM147 89V90H148ZM157 89V88H156ZM168 89V90H169ZM184 89V88H183ZM187 89V90H188ZM201 89V88H200ZM211 89V88H210ZM215 89V88H214ZM219 89H215V91L216 90H219ZM227 89V88H226ZM14 90V91H13ZM110 90V89H109ZM115 90H117V89H115ZM122 90V89H121ZM142 90V89H141ZM147 90L145 91V92H147ZM148 90V91H149ZM153 91L152 92V97H150L151 95H150V93H149V95L150 96H148V97H150L149 99L151 100H149L150 102H149V104H148V102H147V100H146V106H147V110H146V112L141 116H130V119H128V123H131V124H134L135 122H137L138 121V119H139V117H143V120L144 121H142V118L141 119H139V120H141L142 121V123H140V125L142 124L144 127H145V129H146V132H147V134H149V133H152V132H149L148 133V131H154L156 128H157V126H156V124H155V121L156 120H159V119H162L164 122H165V118H166V115L168 114V112H171V109H173V108H177L178 106H176V107H174L175 106V104L173 103L174 102V100H176V99H174V100H172V99H170L169 97V101L171 100V101H173L172 103H173V105H172V103H167V104H163L164 102L162 101L161 103H162V105H158L157 104V100H158V98H157V100L155 101V99L153 98L154 97V95H156V94H159L160 93V91ZM176 90V89H175ZM178 90V89H177ZM182 90V89H181ZM205 90V89H204ZM208 90V89H207ZM206 90V92H205V95H209L208 97H210V93L208 94V92L209 91H207ZM225 90V89H224ZM232 90V89H231ZM237 90V89H236ZM16 91V92H15ZM26 91H28V93H26ZM114 91V90H113ZM132 91V90H131ZM133 91H136V88L133 90ZM132 91V92H133ZM137 91H138V89H137ZM163 91H161V92H163ZM174 91V89L172 90V92ZM183 91V90H182ZM193 91H194V89H193ZM199 91V90H198ZM211 91V90H210ZM213 91V90H212ZM211 91V92H212ZM227 91V90H226ZM18 92V93H17ZM77 92V91H76ZM126 92V91H125ZM178 92H180V91H178ZM177 92V93H178ZM195 92V91H194ZM204 92V91H203ZM11 93H13L14 95L15 94H19L20 96H18V98H17V96H12L11 97V95H13V94H11ZM24 93H26V94H24ZM100 93V92H99ZM164 93V94H165ZM168 93H170V92H168ZM173 93H176L175 91L173 92ZM181 93V92H180ZM184 93H185V91H184ZM189 93H193L192 91L191 92H189ZM200 93H202V92H200ZM217 93H219L218 91L217 92H213L211 95H215V97H216V95H217ZM221 93H222V91H221ZM238 93V92H237ZM28 94V95H27ZM92 94V93H91ZM93 94H96V93H93ZM119 94V93H118ZM142 94V93H141ZM147 94H148V92H147ZM160 94H162V97H163V93H160ZM172 94V93H171ZM171 94H169V95H171ZM182 94V93H181ZM195 94H196V92H195ZM199 92L197 93V96L196 95H194V93L192 94V95H194V96H196V97H198L199 95ZM117 95V94H116ZM128 95V94H127ZM166 95H167V93H166ZM183 95V94H182ZM191 95V96H192ZM205 95H203V93L201 94V97L203 96H205ZM213 95V96H214ZM220 95V94H219ZM66 96V95H65ZM79 96V95H78ZM112 96V95H111ZM118 96V95H117ZM126 96V95H125ZM146 96V95H145ZM172 96H173V94H172ZM179 96H181V95H179ZM190 96V95H189ZM189 96H187V99H190V98H188ZM190 96V97H191ZM193 96V97H194ZM4 97V99H2ZM19 97H21L20 99H19ZM113 97H114V95H113ZM155 97H157V96H155ZM161 96H160V98L159 99H161L162 98ZM196 97H194V100H195V98ZM202 97V98H203ZM206 97V96H205ZM12 98V99H11ZM58 98V99H57ZM107 98V97H106ZM120 98H122V97H120ZM119 98V99H120ZM125 98V97H124ZM139 98H140V96H139ZM146 98V97H145ZM167 98V99H168ZM179 98V97H178ZM200 98V97H199ZM202 98H201V100H202ZM68 99V98H67ZM88 99V98H87ZM128 99V98H127ZM131 99V98H130ZM143 99V98H142ZM162 99H164V97L162 98ZM197 99V98H196ZM204 99V98H203ZM205 99H207V98H205ZM56 100V101H55ZM98 100V99H97ZM108 100V99H107ZM179 100V99H178ZM191 100H192V98H191ZM78 101V100H77ZM95 101V100H94ZM102 101V100H101ZM100 101V102H101ZM122 101V100H121ZM124 101H125V99H124ZM166 101V100H165ZM170 101V102H171ZM180 101V100H179ZM181 101H183V100H181ZM180 101V102H181ZM190 101V100H189ZM198 101H200L199 99H198ZM99 102V103H100ZM127 102V101H126ZM125 102V103H126ZM176 102V101H175ZM184 102H185V100H184ZM77 103V102H76ZM75 103V104H76ZM94 103V102H93ZM120 103H122L123 104V102H120ZM119 103V104H120ZM190 103H192V102H189V104ZM198 104H199V102H197ZM201 103V102H200ZM204 103H206V102H204ZM208 103V102H207ZM26 104V105H25ZM83 104V103H82ZM119 104L117 103V105L119 106ZM130 104V103H129ZM171 104V105H170ZM180 104V103H179ZM179 104H177V105H179ZM188 104V105H189ZM193 105H195V103L194 104H192V108H193ZM205 105V104H204ZM1 106V105H0ZM5 106V107H4ZM73 106V105H72ZM81 106V105H80ZM113 106V105H112ZM120 106H122V105H120ZM119 106V107H120ZM125 106V105H124ZM160 106V108H158L157 109V111H156V108L157 107H159ZM202 106V105H201ZM82 107V106H81ZM92 107V106H91ZM116 106H114V107H112L111 108V106H110V108L111 109H114ZM128 107V106H127ZM180 107H182V106H180ZM179 107V108H180ZM185 107V106H184ZM190 107H191V105H190ZM195 107V106H194ZM204 107V106H203ZM207 107V106H206ZM72 108V107H71ZM109 108V109H110ZM179 108L177 109V110H179ZM186 108H188V110H189V107L187 106ZM186 108H185V110H186ZM205 108V107H204ZM218 108V107H217ZM48 109V108H47ZM47 109H45V110H47ZM49 109H50V106H49ZM77 109V108H76ZM79 109V108H78ZM99 109V108H98ZM100 109H102V108H100ZM117 109L119 110V108L117 107L116 108V110L113 112V113H115L116 111H117ZM121 109L122 110H119L120 112H118V113H115V114H117L118 116H120V117H125V116H122L121 115V113L124 111V108H122L121 107ZM215 109H216V107H215ZM28 110H30V109H28ZM32 110V109H31ZM70 110V109H69ZM83 110V109H82ZM107 110H108V108H107ZM128 110V109H127ZM129 110H130V108H129ZM128 110V111H129ZM132 110V109H131ZM174 110V109H173ZM172 110V111H173ZM191 111H192V109H190ZM42 111V110H41ZM48 111V110H47ZM46 111V112H47ZM180 112L182 111L183 112V107H182V109H180L179 110ZM196 111H198V110H196ZM216 111V110H215ZM25 112V111H24ZM28 111H26V113H27ZM45 112V113H46ZM68 112V111H67ZM74 112V111H73ZM99 112V111H98ZM102 112H105V111H102ZM108 112H109V110H108ZM175 112V111H174ZM187 112V111H186ZM204 112V111H203ZM21 113V112H20ZM43 113V115H45L44 114V111L42 112ZM41 113V114H42ZM56 113V112H55ZM69 113V112H68ZM110 113V112H109ZM123 113H125V112H123ZM132 113V112H131ZM135 113H136V111H135ZM195 113V112H194ZM1 114V115H2ZM19 114V113H18ZM48 114V113H47ZM58 114H61L60 112L58 113ZM66 114V113H65ZM73 114V113H72ZM97 114V113H96ZM99 114V113H98ZM96 115L95 116V120H94V118H92L94 121H97V120H100L102 117V115L99 117V115ZM104 114V113H103ZM115 114H113V115H115ZM127 114H128V112H127ZM130 114V113H129ZM176 114H177V112H176ZM187 114H188V112H187ZM212 114H214V113H212ZM32 115V114H31ZM30 115V116H31ZM70 115V114H69ZM68 115V116H69ZM106 115V114H105ZM220 115V114H219ZM225 115V114H224ZM224 115L222 116V117H224ZM47 116V115H46ZM104 116V115H103ZM178 116H179V114H178ZM177 116V117H178ZM188 116L189 115H187V118H188ZM192 116V115H191ZM198 116V115H197ZM207 116V115H206ZM25 117V116H24ZM29 117V116H28ZM61 117V116H60ZM91 117V116H90ZM116 117V116H115ZM177 117H176V119H177ZM181 117V116H180ZM186 117V116H185ZM193 117H194V115H193ZM199 117H201V115L199 116ZM212 117V116H211ZM218 117V116H217ZM222 117L220 116V118L219 119H221L222 120ZM10 118H12V120L10 119ZM33 118V117H32ZM37 117H35V120H39V119H36ZM43 117L41 116V118H40V120L42 121V122H40V123H44V122H46V119L44 120V122H43V119H42ZM54 118H56V117H54ZM96 118H97V120H96ZM99 118V119H98ZM104 118V117H103ZM119 118V117H118ZM118 118H116L117 119V121H118ZM187 118H186V120L185 121H187ZM190 118V120H191V117H189ZM206 118V117H205ZM207 118H210V117H207ZM213 118V117H212ZM214 118H216V117H214ZM21 119V118H20ZM27 119V118H26ZM61 119H64L63 117H61L60 118V120ZM85 119V118H84ZM83 119V120H84ZM87 119V121H88V118H86ZM89 119H91V118H89ZM91 119V120H92ZM105 119V118H104ZM104 119H101V120H104ZM112 119H113V117H112ZM124 119V118H123ZM175 119V118H174ZM184 119V118H183ZM198 118L196 117V120H197ZM203 118H201V120H202ZM219 119H213V120H219ZM23 120H25V119H23ZM32 120H34V119H32ZM35 120H34V122H35ZM48 120H50V122H47V128H49V136H47V135H45L44 133V135L45 136H47V138L45 139L44 138V136H42L43 137V139H41L42 137H40L41 135L40 134H38V136H36V131H37V129L35 130V134L32 132V135H34V136H32L31 135V132L29 133L28 132V134H30L31 136H29L28 137V139L26 138V137H24V138H26L25 139V141L27 142V143H25V144H28L29 143V145L28 146H26L25 147V145L24 144H22L24 147V149H27V150H25V151H27V152H25L24 150V152L25 153H27V154H25L26 155V158H25V156H24V159H22L21 161H19V163L18 164H16L15 165V168H13V169H15L14 171H15V173H14V175H16L18 178V180H20L19 178H20V175L22 174V173H24L26 170H28V172L30 171V169H36L38 172H40V170H41V168L42 167H44V165H46V164H44L43 162H42V160L43 159H47V154H48V149H47V146L49 147L50 145H47L46 146V143L47 144H50L49 142L50 141H52V139L54 140V139H56V138H60L61 136H63L64 137V133H59V132H55L54 131V128H53V122L51 121L52 119H48ZM54 120V119H53ZM56 120V119H55ZM54 120V121H55ZM100 120V122L101 123H105V122H108V120L109 119H107L106 118V120H104L103 122ZM111 120V119H110ZM195 119L193 118V122L195 123V121H194ZM201 120H198V121H201ZM210 120V119H209ZM225 120V119H224ZM57 121L59 122V120L57 119ZM68 121H69V119H68ZM74 121V120H73ZM86 121V127H87V124L88 123H92V125H93V122H87ZM115 121V120H114ZM116 121V122H117ZM125 121H126V119H125ZM124 121V122H125ZM140 121V122H141ZM146 121V122H145ZM175 121V120H174ZM179 121H181L180 119H179ZM192 121V120H191ZM203 121H204V119H203ZM223 121V120H222ZM17 123L19 122V121H16ZM26 122H27V120H26ZM31 122V121H30ZM60 122H63V120H61ZM83 122V121H82ZM110 122V121H109ZM112 122V121H111ZM126 122V123H127ZM164 122L162 123V125L164 124ZM192 122V123H193ZM27 123H29V122H27ZM33 123V121L29 124L30 125V131H31V124ZM48 123H49V125H48ZM85 123V122H84ZM115 123V122H114ZM138 123H139V121H138ZM166 123V122H165ZM176 123V121L174 122V123H172V126L174 125ZM177 123H181V122H177ZM176 123V124H177ZM200 123V122H199ZM15 124V123H14ZM26 124V123H25ZM34 124V123H33ZM32 124V125H33ZM39 124V123H38ZM38 124H35L34 126H36V125H38ZM42 124H39L38 125V127L40 126V125H42ZM55 124H56V122H55ZM67 124V123H66ZM69 124H71V122L69 121ZM75 124H77V123H75ZM95 125L97 124L96 122L94 123ZM109 124V123H108ZM130 124V125H131ZM167 124V123H166ZM188 124V123H187ZM24 125V124H23ZM29 125H27V127L29 126ZM46 125H45V127H46ZM65 125V123H63V127L61 126V124H60V126L59 127H62L61 129L62 130H64L65 128L64 127H66V126H64ZM98 125V124H97ZM107 125V124H106ZM119 125V124H118ZM126 125V124H125ZM129 125V124H128ZM128 125H127V127H128ZM141 125V127L142 128H140V129H144V127ZM199 125H201V123L199 124ZM199 125H196V126H198L197 127V129L198 130H200L201 129V127L199 126ZM26 126V125H25ZM56 126V125H55ZM54 126V127H55ZM82 126H84V124L83 125H81V127ZM163 126H165V124L163 125ZM175 126V125H174ZM173 126V127H174ZM176 126H178V129H179V127L181 128V130L183 129V126H182V124H177ZM188 126V125H187ZM194 126V125H193ZM42 127H44V125H42ZM58 127V128H59ZM70 127V126H69ZM93 127H95V126H93ZM99 126H97L96 128H98ZM103 127H105V126H103ZM116 127V126H115ZM121 128H122V126H120ZM186 127V126H185ZM5 128L7 129V130H5ZM37 128V127H36ZM57 128V127H56ZM64 128V129H63ZM76 128V127H75ZM90 128V127H89ZM92 128V127H91ZM90 128V129H91ZM113 128V127H112ZM121 128H119V130L121 129ZM132 128V127H131ZM134 128V127H133ZM176 128V129H175ZM189 127H186V130L188 129ZM200 128V129H199ZM39 129H41L42 130V128H38V130ZM53 129V131L51 132V130ZM66 129H67V127H66ZM77 129V128H76ZM86 129V128H85ZM88 129V128H87ZM135 129V128H134ZM163 129V128H162ZM162 129L160 130V132L162 131ZM166 129V128H165ZM174 129L175 130H177V127H174ZM194 128H191V129H189V130H187V132H189V133H191L190 131H192ZM15 130H14V133H15ZM41 130H39L38 132H41ZM60 129H58V131H59ZM62 130H61V132H62ZM71 130H73L72 128H71ZM104 130V129H103ZM125 132L127 131V130H129V129H127V130H125V128L123 129ZM139 130V129H138ZM175 130H173V131H175ZM180 130V131H181ZM198 130H193V134H194V136H196V132L198 131ZM25 131H26V129H25ZM65 131V135L67 134V137H68V133H72V131H70L69 132V130H68V133H66V130H64ZM116 131V130H115ZM165 130L163 129V131L162 132H164ZM166 133H167V135H171V137H170V135H169V137L165 134V136H167V138H168V142H170L171 143V141H169V138L171 139L172 137V140L174 141V136H172V134H174L173 133V131H169L168 129H166ZM179 131V132H180ZM18 132V131H17ZM37 132V133H38ZM43 132H44V130H43ZM46 132V131H45ZM76 133H77V131H75ZM81 132V131H80ZM85 132H87V130L85 131ZM98 132V131H97ZM120 132V131H119ZM122 132V131H121ZM120 132V133H121ZM128 132H130V131H128ZM128 132H126V133H128ZM138 132H140V131H138ZM141 132H144L143 130L141 131ZM145 132V133H146ZM155 132V131H154ZM159 132V133H160ZM177 132V131H176ZM176 132H175V134H176ZM75 133V134H76ZM83 134H84V132H82ZM82 133H80L81 134V138H82V136H84ZM117 133V132H116ZM123 133V132H122ZM17 134V133H16ZM27 134V135H28ZM42 134V133H41ZM52 134V136H50ZM79 134V133H78ZM110 134V133H109ZM131 134V133H130ZM138 134V133H137ZM161 134V133H160ZM159 134V135H160ZM174 134V135H175ZM184 134H185V132H184ZM192 133L191 134H189V135H187V133H186V135H183V136H181V139L178 141V143H179V150H181V153L179 154L178 152H177V154H176V152H175V154L177 155V156H179V155H181L182 154V160H181V162L180 163H178V162H176V163H178L179 165L177 166V164L176 165H173V166H171L172 165V163H174L173 161H177V159L176 160H174L175 158H173L172 156H170V155H168V156H170V157H172V160H169L168 161V159H166L165 161L167 162L168 161V164H169V162H170V164H169V166L170 167H173L174 169H175V171L176 172H178V175L176 174V176L174 177L173 176V174L174 173H176L175 171H174V169H171V170H173L174 171V173H173V171H171L170 170V167H168V164L167 163H164V165L166 164V167H168V168H166V167H164V165H163V162H162V167L160 166H158L159 167V169H158V167L156 166V167H154L153 169H154V171H156L157 170V173H158V170H159V172L161 173L162 172V170L160 171V168H165V171H166V169H167V171L166 172H169V174L170 175H168V173H164L165 171H163V173H159V174H157V173H155V172H153L152 171V174L154 173V175H160V176H162L161 178V180H160V182H162L161 183V185H159L158 186V188H159V190H158V192H157V195H158V197H157V203L156 202H154V200H153V205H152V209L153 210H151L150 208H149V210H151L152 212H153V216H151L150 215V217H151V220H149L148 219V215H147V213H149V210L147 211V212H144V213H146V214H144L143 213V216L144 215H146L147 216V219L146 218H143V216H139L138 218H143L146 222L147 221H149L150 223H151V221H153L152 219L153 218H155L156 219V215H158L157 217V220H159L160 222H159V224H162L161 222H166V224H164V225H166L167 226V228H162L161 226L162 225H158V222H156V220L154 219V221H155V224H154V222L153 223H151L155 228H153V226L148 222V224H150L151 226H149L150 228H151V231H150V228L147 226V223H146V226L144 227V225H145V221H143V220H141V219H139L138 220V218L137 217H134V219L131 221L132 223H134V224H137V226H135L134 228H136L137 230H140V232H138L140 235H142L143 234V236H144V234L145 233H148L149 235H150V233H149V231L152 233V235H150L151 236V238H149V240L148 239H146V241L148 240L149 241V243L151 244L150 246H151V248L148 246V244H145V245H147V246H144L145 247V249H144V247L143 248H141V246H142V243H139L138 244V242H145V243H147L146 241H145V237L148 235H146L145 237H143V236H139L140 238H138V239H136V236L134 237V235L133 236H127L128 237V239L127 240H132V241H130L129 240V242H134V244H137V246L141 249V251H142V253H143V255H141V253H138L141 257H139V259H142L143 257H144V259H146L147 257H149V258H147V259H150V257H151V259H155V263L154 264H170L172 261H174V260H172L171 262L169 261L170 260V258L171 257H174V253H172L173 251L175 252V248H176V250H177V246H178V249L180 250V248L183 246V247H185V242L187 243V246H186V249H187V247H188V245H189V247H191V251H190V249H189V251L190 252H188V253H182L181 255H182V257L184 258V263L185 264H201L200 262L201 261H199L198 259H199V257L200 256H204L206 253V248H208V245H211V247H212V241H214L213 239L215 238V240H217V241H221V242H219L220 244L221 243H223V244H221V245H219L218 247L220 248V249H216V248H218V247H216L217 246V242L216 241H214L215 243H213L214 245H216V246H214L213 247V251H217V250H220V251H218V253L219 252H222V253H219V255L221 254H226V255H228V253H229V255H228V258H232L231 257V255L234 253L235 255H234V260L236 261H234L233 259H227V256L225 255L224 256V254L222 255L223 257H222V259H225V257H226V259L223 261H220L219 260V257L221 256H219V257H217V259L221 262V263H219V264H222L223 262V264H225V262L226 263H229L230 262V264H256L257 262H258V258H257V260L256 259H253V257L251 256V255H245L244 254V256H242V254H240V253H237L235 250H234V248H233V246H223L224 245V242L226 241V239L227 238H229V237H231L232 235H233V230H232V224H230L229 225V228H223L222 227V225H221V227H219L220 226V224H218L219 222V220L217 221V225H218V227L219 228H223V232H221V234H220V239L218 238V236L216 235V236H214L216 233H218V232H216V231H218V230H222V229H218L217 227H216V225H214L213 227H211V225H209V223H211L212 225L213 224H215V222H216V220H217V216L219 215V212L222 210L223 211V213H230V212H238V211H240L239 213H241L242 212V210H243V207L242 206H240V205H242L241 203L240 204H235V201L233 200V199H231V198H225L224 196H223V194H221V195H219V198L216 200V199H214V198H212L213 200H211V201H209L208 202V198H206L205 197V199L203 200V196H204V193H205V191H203L204 193H203V195H202V193H200L199 195L201 196H199L198 197V193L197 192H201V190L200 191H196L195 192V190H198V188H197V186L195 187L194 186V183L195 184H197L196 183V178H197V181L198 180H201L202 181V179H200L201 178V176L203 177H207L208 176V178L210 177L209 175L211 174V177L212 176H215V175H213L212 173H213V171L212 172H210L211 171V169L213 170L214 169V166L213 165H211L212 164V162H215V160H212V159H214V158H211V157H217L218 155L220 156V154H218V153H215V154H213V155H211V157L209 158V159H207L206 161H203V162H201V166H199L198 164L197 165H194V166H197L196 167V169L199 167L200 169L198 170L199 172L197 173V175H193L191 172H190V170L188 171V173H186V171L187 170H185V168H189V167H191V165L190 166H188L187 164H189V162L191 161H195L196 162V160H189L187 157H186V155H185V153H183V150L184 149H186L187 148V146H188V144L190 143V141H192L193 140V138H194V136H193V138L192 137H189L190 135L192 136L193 135ZM20 135V134H19ZM24 135V134H23ZM22 135V136H23ZM26 135V134H25ZM94 135V134H93ZM99 135V134H98ZM97 135V136H98ZM117 135V134H116ZM121 135V134H120ZM150 135V134H149ZM162 135V134H161ZM79 136V135H78ZM101 136H102V134H101ZM134 136V135H133ZM132 136V137H133ZM140 136H141V134H140ZM143 136V135H142ZM185 136L187 137L186 138V140H185ZM70 137V136H69ZM76 137V136H75ZM75 137H73V138H75ZM107 137V136H106ZM121 137H123V136H121ZM120 137V138H121ZM125 137V136H124ZM131 137V136H130ZM134 137H136V136H134ZM146 137V136H145ZM158 137V136H157ZM160 137V136H159ZM164 137V136H163ZM184 137V138H183ZM80 138V137H79ZM97 138V137H96ZM98 138H99V136H98ZM103 138H105V137H103ZM117 138V137H116ZM115 138V139H116ZM126 138V137H125ZM123 139L122 140V142L124 141V140H126V139H128V137L126 138V139ZM137 138H139L138 136H137ZM142 138V137H141ZM147 138V137H146ZM162 138V137H161ZM166 138V139H167ZM182 138H183V141H181L182 140ZM13 139V140H12ZM40 139V141H38ZM61 139V138H60ZM107 139V138H106ZM135 139V138H134ZM151 139V138H150ZM155 139V138H154ZM29 140V141H28ZM128 140H130V139H128ZM133 140V139H132ZM137 140V139H136ZM144 140V139H143ZM148 141H149V139H147ZM178 140V139H177ZM25 141H23V143L25 142ZM62 141V140H61ZM77 141V140H76ZM101 141H103L104 142V140L102 139ZM100 141V142H101ZM107 141V140H106ZM112 141H114V139L112 140ZM145 141V143H146V140H144ZM152 141V139L149 141V142H151ZM166 141V142H167ZM17 142V141H16ZM15 142V143H16ZM22 142V141H21ZM35 142H37L36 144H35ZM109 142V141H108ZM122 142H120V143H122ZM14 143V142H13ZM54 143H55V140H54ZM58 143V142H57ZM124 143V142H123ZM160 143V142H159ZM32 144V145H31ZM97 144V143H96ZM104 144V143H103ZM108 144V143H107ZM115 144V143H114ZM113 144V145H114ZM118 144H119V141H118ZM127 144V143H126ZM164 144V143H163ZM73 145V144H72ZM77 145H79V143L77 144ZM90 145H91V143H90ZM113 145H110V146H113ZM149 145V144H148ZM176 145V144H175ZM67 146H69V145H67ZM74 146H76V145H74ZM81 146V145H80ZM89 146V145H88ZM105 146V145H104ZM119 146H120V144H119ZM119 146H117V147H119ZM122 146V145H121ZM153 145H151V147H152ZM163 146V145H162ZM165 146V145H164ZM29 147V148H28ZM99 147V146H98ZM52 148V147H51ZM53 148H55V147H53ZM137 147H135V149H136ZM161 148V147H160ZM174 148H177V146L176 147H174ZM178 148L177 149H175V150H173L172 149V151H176V150H178ZM55 149H58V148H55ZM65 149V148H64ZM134 149V148H133ZM146 149V148H145ZM60 150V149H59ZM75 150V149H74ZM73 150V151H74ZM108 150H109V147H108ZM178 150V151H179ZM51 151V150H50ZM103 151H105V150H103ZM110 151H111V149H110ZM109 151V152H110ZM145 151V150H144ZM76 152V151H75ZM78 152V151H77ZM51 153V152H50ZM50 153H49V155H50ZM78 153H80V151L78 152ZM108 153V152H107ZM107 153H106V155H107ZM147 153V152H146ZM71 155H72V153H70ZM77 154V153H76ZM105 154V153H104ZM113 154V153H112ZM172 154L174 155V152H172ZM171 154V155H172ZM179 154V155H178ZM23 155V154H22ZM48 155V156H49ZM78 155V154H77ZM77 155H76V157H77ZM110 155V154H109ZM175 155V157H177ZM51 156V155H50ZM50 156H49V158H50ZM75 156V155H74ZM155 156V155H154ZM160 156H161V154H160ZM219 156H218V158H219ZM52 157V156H51ZM72 157H73V155H72ZM180 157V156H179ZM179 157H177V158H179ZM22 158H23V156H22ZM75 158V157H74ZM155 158V157H154ZM181 158V157H180ZM143 159V158H142ZM149 160V159H148ZM151 160H152V158H151ZM155 160H157V159H155ZM159 160H160V158H159ZM209 160H210V162H209ZM217 160H219V159H217L216 158V162H217ZM46 161V160H45ZM47 161H49V160H47ZM161 161H163V159L161 160ZM172 161V162H171ZM180 161V160H179ZM224 161V160H223ZM109 162V161H108ZM153 162V161H152ZM192 162V163H193ZM215 162V163H216ZM49 163V162H48ZM112 163V162H111ZM149 163H150V160H149ZM149 163L148 164H146V168H147V166L149 165ZM157 163V162H156ZM199 163V162H198ZM215 163H213V164H215ZM220 163H223L222 161L221 162H218L217 163V168H218V164H220ZM44 164V165H43ZM51 164V163H50ZM52 164H53V161H52ZM154 164V163H153ZM158 164V163H157ZM161 164V163H160ZM191 164V163H190ZM196 164V163H195ZM209 164V165H208ZM6 162H5V164L2 166V168H1V172H2V179L0 178V180H1V183H2V185H1V183H0V188H2V190H0V212L1 213H3V215H4V221H5V227H7L8 226V224H9V220H8V218H10V217H8V216H6L5 214H4V212L6 213V211H7V209H5V207L6 206H3L7 201H9V202H11L12 201V198L13 197H16V193H17V195L21 192L22 193V190H20V192H19V185L20 184H22V186L20 185V188L21 187H24V185L25 184H23V183H20L19 184V182L18 181H15V179L16 178H14V176L12 175V173H10L8 170H7V167H6ZM151 165V164H150ZM209 167H208V166ZM94 166H96V165H94ZM175 166V167H174ZM186 166H188V167H186ZM193 165H192V170L194 169L193 167H194ZM211 166H213V168L211 167ZM143 167H145V166H143ZM178 167L179 168H181V170H178ZM10 168V167H9ZM130 168V167H129ZM142 168V167H141ZM155 168H156V170H155ZM190 168V169H191ZM205 168V169H204ZM206 168H208V169H206ZM217 168H216V171H217ZM43 169V168H42ZM45 169V168H44ZM145 169V168H144ZM143 169V170H144ZM152 169V170H153ZM196 169H194V172H196L195 170ZM219 169V168H218ZM49 170V169H48ZM98 170V169H97ZM124 170V169H123ZM123 170L122 171H120V172H123ZM127 170V169H126ZM129 170V169H128ZM134 170V169H133ZM147 170V169H146ZM168 170H170V171H168ZM178 170V171H177ZM182 170L185 172V173H182ZM191 170V171H192ZM6 171H8V173H10V175L6 172ZM99 171H100V169H99ZM105 171H106V169H105ZM131 171V174H132V169L130 170ZM130 171L128 172V171H126V172H128L129 173V176H131L130 175ZM149 171V174H151V168H150V170H148ZM206 173H205V172ZM208 171H209V173H208ZM215 171V169H214V172H216ZM221 170H219V172H220ZM43 172V171H42ZM109 173H110V171H108ZM119 172V173H120ZM125 172V171H124ZM126 172L124 173V174H126ZM181 172V173H180ZM193 172V171H192ZM48 173V172H47ZM112 173H114V171H112ZM191 175H190V174ZM25 174V173H24ZM116 174V173H115ZM114 174V175H115ZM120 174H122V173H120ZM119 174V175H120ZM149 174H147L146 175V177L147 178H145L144 177V175H143V177H141V178H145L146 180L148 179V175ZM151 174V175H152ZM162 174H164V175H162ZM179 174H182L181 176H179ZM204 174H206V175H204ZM209 174V175H208ZM13 176V180H11V178H10V176ZM33 175H34V173H33ZM96 175V174H95ZM98 175H99V172H98ZM102 175V174H101ZM104 175V174H103ZM118 175V174H117ZM156 175V177H154V178H156L157 180H159V178H157L158 176ZM185 175H186V177H185ZM187 175H189V176H192V177H195V178H190V182L191 183H193L192 185H191V183L188 185V179H189V176H187ZM218 175V174H217ZM24 176H26L27 177V175L25 174ZM129 176H127V177H129ZM139 176H141V173H140V175ZM177 176H179V177H177ZM198 176H199V178H198ZM22 177V176H21ZM31 176L29 175V178H30ZM33 177H36V175L35 176H33ZM41 177V176H40ZM108 177V176H107ZM111 177V176H110ZM120 177V176H119ZM118 177V178H119ZM132 177H133V175H132ZM152 176H149V179L151 178ZM164 177H166V179L167 180H165V179H163ZM171 177H174V178H171ZM176 177H177V180H178V182L180 181V180H182L184 177L187 179H183V180H185L186 182H182V181H180L181 183H177V180H176ZM180 177H183V178H180ZM188 177V178H187ZM210 177V178H211ZM102 179L103 178H105V177H101ZM120 178H122V177H120ZM139 178V177H138ZM169 178H171V180H173L174 179V184L173 185H175V183H176V185H179V186H177V187H179V189H181V187H180V184H181V186L183 185V183H184V187L185 186H188V187H183L182 186V188H184L185 189V191L186 192H188L187 190V188H189L190 187V189H189V193L187 194V193H185V191L184 192H182L183 191V189L181 190V193L183 194V193H185L186 194V196L188 195H192L191 193L194 191V193H197V200L195 199H193L192 197H195L196 196V194H195V196L194 195H192V197L191 196H187L186 197V199L187 198H189V200L187 199H185L184 200V202L182 201L183 199H184V197H182L183 195H181V193L179 192L180 190L176 187V189H174L172 186V182H171V180L169 179ZM209 178V179H210ZM97 179H100V178H98V177H95V180H97ZM108 179V178H107ZM106 179V180H107ZM135 178H132L131 180H134ZM148 179V181H152L151 179L149 180ZM152 179H153V177H152ZM156 179H154V182L155 181H157ZM192 179H194L193 181H192ZM34 180V179H33ZM114 180H115V178H114ZM123 182H124V180H126V178L124 179V178H122L121 179ZM120 180V181H121ZM129 180V179H128ZM169 180V181H168ZM98 181V180H97ZM101 181V183H103L102 182V180H100ZM116 181V180H115ZM148 181H141L140 180V178L138 179V182H140V186H139V184H138V188L137 189H141L142 187H148V185L147 184H150ZM22 182V181H21ZM32 182V181H31ZM111 182V181H110ZM126 182H128V181H125V184H127ZM143 182L145 183V185L146 186H143L144 184H143ZM153 182V183H154ZM159 182V181H158ZM159 182V183H160ZM165 182V183H164ZM168 182V183H167ZM200 182V181H199ZM199 182H198V184H199ZM95 183V182H94ZM98 183V182H97ZM100 183V182H99ZM107 183V182H106ZM112 183V182H111ZM113 183H114V181H113ZM116 183V182H115ZM118 183V182H117ZM201 183V182H200ZM121 185H122V183H120ZM119 184V185H120ZM129 184V183H128ZM124 185V188L126 187V186H129V185ZM156 184H157V182H156ZM156 184L154 183V185L156 186ZM197 184V185H198ZM28 185H30V184H28ZM33 185V184H32ZM106 186H107V184H105ZM153 185V184H152ZM164 185V186H163ZM166 185V186H165ZM170 185H172V186H170ZM201 185V184H200ZM200 185L198 186L199 188H200ZM202 185H206V184H204V183H202ZM93 186H94V184H93ZM101 185L99 184V187H100ZM103 186V185H102ZM101 186V187H102ZM113 186V185H112ZM117 186V185H116ZM116 186H115V188H116ZM131 186V185H130ZM162 186H163V188H162ZM35 187V186H34ZM95 187V186H94ZM97 187H98V185H97ZM96 187V188H97ZM98 187V188H99ZM108 187V190H109V186H107ZM121 187V186H120ZM141 187V188H140ZM146 187V188H147ZM194 187H195V189H194ZM202 188H203V186H201ZM95 188V189H96ZM97 188V189H98ZM102 188H104V187H102ZM112 188V187H111ZM123 188V189H124ZM211 189H212V187H210ZM21 189H23V188H21ZM95 189H93V190H95ZM113 189V188H112ZM127 190H129V188H126ZM125 189V190H126ZM174 189V190H173ZM192 189H193V191H192ZM204 189H206V188H204ZM209 190V189H206V193L205 194H207L209 197H214V195H212L213 194V192H212V190ZM216 189V188H215ZM17 190H18V192H17ZM98 190H101V188H99ZM102 190H104V189H102ZM101 190V191H102ZM152 190V189H151ZM203 190V189H202ZM97 190H95V192H96ZM112 191V190H111ZM138 191V190H137ZM136 191V192H137ZM207 191H208V193H207ZM213 191H214V189H213ZM88 192V191H87ZM99 192V191H98ZM115 192H118V191H115ZM123 192L124 191H122V189H121V194H123ZM133 192L134 193H136L134 190H133ZM153 192V191H152ZM174 192H175V194H174ZM176 192H178V193H180L179 194V197L176 199V197L178 196V193H177V196H175L176 195ZM212 192V193H211ZM220 193H222L223 192V190L222 189H220V191H219ZM97 193V192H96ZM100 193V192H99ZM108 193V192H107ZM126 194H127V191L125 192ZM86 194H89V193H86ZM92 194V193H91ZM91 194H89V195H91ZM98 194V193H97ZM118 196L117 197H119V196H123V195H121L120 194V190H119V192L118 193H116ZM116 194H114V197H115V195ZM120 194V195H119ZM126 194H125V197L127 198L128 197V194H127V196H126ZM133 194V193H132ZM153 194V193H152ZM20 195V194H19ZM30 195V193L27 195V194H22V195H20L19 197H18V199H16V201L18 200V204L22 207L21 209L22 210H24V208L26 209V210H28V212H30V214H32V208H33V200H34V198L32 197V196H29ZM32 195V194H31ZM181 195V196H180ZM111 196V195H110ZM113 196V195H112ZM112 196H111V198H112ZM148 196V195H147ZM185 196V195H184ZM191 197V198H190ZM124 198V197H123ZM202 198V199H201ZM117 199H120V197L119 198H115V200H117ZM153 199H156V197H155V195H154V197H153ZM176 199V200H175ZM179 199V200H178ZM180 199H182L181 201H180ZM193 199V201L191 202V200ZM198 199L199 200H201V201H198ZM114 200V199H113ZM126 200V199H125ZM207 200V202L205 203H203V201H206ZM119 201V200H118ZM124 201V200H123ZM127 201V200H126ZM159 201V202H158ZM177 201H180V202H182V203H184V206L186 207V208H184L183 207V204L182 203H180V202H176ZM187 201V202H186ZM189 201V202H188ZM197 201L199 204H201V205H198V203L197 204H195V206L194 207H196V205H198L196 208H195V211L196 210H198L202 215V219L203 220H205L206 222L205 223H201V225L203 226V228H200L199 229V232H197L196 231V227H195V225H197V223H195V225H194V222H193V220H195L196 219V216L198 215L197 213V215L196 216H194V217H192V219L193 220H191L193 223V227H195V228H193V229H195L194 231L193 230H191V225H190V227L188 226L189 224H187V221L189 220L187 217H190V216H192V215H189L190 214V212L192 211V209H190V207H189V209H190V211L188 212L186 209H188V205L190 204L191 205V203H192V205H191V207L193 206V204L195 203V202ZM200 202H202V203H200ZM8 203V202H7ZM7 203H6V205H7ZM175 203V204H174ZM178 203H179V207H177L178 206ZM177 204V205H176ZM12 205H13V203H12ZM156 205V206H155ZM175 205V206H174ZM158 206V207H157ZM7 207H8V205H7ZM10 207H12V206H10ZM153 207H155V208H153ZM157 207V208H156ZM181 207H182V209H181ZM16 208V207H15ZM140 208V207H139ZM172 208H174L175 209V211L174 210H172ZM180 209V211L178 210V209ZM147 209V208H146ZM154 209H156V210H154ZM183 209H185V213H186V211L189 213L188 214V216L186 217L185 216V214H183L184 213V210ZM188 209V210H189ZM245 209V208H244ZM6 210V211H5ZM10 211V210H9ZM151 211H150V213H151ZM154 211H155V213H154ZM158 211H159V213H158ZM183 211V212H182ZM194 211V210H193ZM191 212V214H195L194 212ZM222 211L220 212V214L222 213ZM157 212V213H156ZM182 212V214L184 215H181L180 213ZM255 212H256V217L257 218H261V217H263V215H264V204L261 206V207H258L257 209H255ZM8 213V212H7ZM6 213V214H7ZM18 213H20L19 211H18ZM173 213H175V214H173ZM179 213V214H178ZM10 214V213H9ZM152 214V213H151ZM156 214V215H155ZM11 215H13V213L11 214ZM20 215V214H19ZM155 215V216H154ZM172 215H173V217H172ZM175 215H177V216H175ZM179 215H181L182 217H186L187 219L185 220L184 218H182V220L184 219V221H186V222H179V224L180 223H183L182 225L184 226H186V227H184L186 230H187V232H185V233H183L182 231V233H181V237H184L185 235V237H188V233H189V235H190V233H191V231H193L192 232V235H191V239H190V237H188L190 240H192V241H190V240H188L187 241V239L188 238H180V237H177V236H179L180 234H178L176 231L178 230L179 231V229L178 228H180V229H182V226L181 225H179V224H177L178 223V221H179V219H180V216ZM186 215H187V213H186ZM145 216V217H146ZM200 216V217H201ZM31 217V216H30ZM149 217V218H150ZM153 217V218H152ZM160 217V218H159ZM177 217L179 218V219H177ZM198 217V216H197ZM161 218H162V220L163 221H161ZM238 218H240V214L238 215V217H237V219ZM34 219V218H33ZM173 219V220H172ZM11 220V219H10ZM181 219H180V221H182ZM215 220V222L213 223V221ZM176 221H177V223H176ZM190 220H189V222H191ZM163 222V223H164ZM188 222V223H189ZM197 222V221H196ZM157 223V224H156ZM168 223V224H167ZM170 223V224H169ZM207 223V224H206ZM4 224V223H3ZM2 224V225H3ZM144 224V225H143ZM177 225L178 226V228H173L172 230H175L174 232H176L175 233V236H176V239H178V240H176V242H175V245H174V242H172L173 241V238H171L172 239V241H171V239H170V241H168L169 239H167L166 237V239H167V241L169 242H166V239H165V241L163 240L162 241V237H161V235H163V233L165 234L167 231H170V228H172V226H174L175 227V225ZM204 224H206V225H209L208 227H209V229L208 228H206V226L204 225ZM141 227H143V228H145L147 231H145L144 232V230L145 229H140L139 227L140 226ZM163 225V226H164ZM168 225H169V227H168ZM33 226V225H32ZM159 226V227H158ZM176 226V227H177ZM181 226V227H180ZM199 226V225H198ZM4 226H3V228H2V231H1V233L3 232V229L5 228ZM29 227V226H28ZM147 227V228H146ZM215 227V228H214ZM32 228V227H31ZM31 228H28V229H31ZM34 228V227H33ZM158 228H162V230L161 229H159V230H157ZM189 228H190V230H189ZM213 228V229H212ZM216 228H217V230H216ZM24 229V228H23ZM26 229V228H25ZM149 229V230H148ZM153 229V230H152ZM155 229H156V232H155ZM165 229H167V231H165ZM185 229H182L183 231L185 230ZM204 229V230H203ZM207 229V230H206ZM210 229H212L211 230V232H213V234L214 235H212L211 234V232H210ZM215 229V230H214ZM1 230V229H0ZM5 230V229H4ZM33 230V229H32ZM171 230V231H172ZM200 230H202V232L200 231ZM209 230V232L208 233H206V232H204V231H208ZM25 231V230H24ZM23 231V232H24ZM35 231V230H34ZM159 231V232H158ZM190 231V232H189ZM215 231V232H214ZM22 232V233H23ZM30 233H31V230L29 231ZM161 232H163V233H161ZM220 232V231H219ZM21 233V234H22ZM29 233V234H30ZM179 233H180V231H179ZM187 233V234H186ZM194 233H195V236L193 237V235H194ZM196 233H198V234H196ZM205 233H206V235H205ZM4 234H6V233H4ZM35 234H36V236H35ZM35 234H33V236H35L33 239H32V241H31V244H30V246H28L29 247V249H33V248H36L37 247V239H38V234L37 233H35ZM134 234H137V233H134ZM177 234V235H176ZM183 234H185V235H183ZM208 234L210 235V236H208ZM28 235V234H27ZM31 235V234H30ZM168 235H169V237L168 238H170L171 237V235L168 233ZM167 235V236H168ZM173 235V234H172ZM0 236H3L2 234H0ZM6 236H8V234H6ZM5 236V237H6ZM13 236V235H12ZM32 236V235H31ZM31 236H30V238H31ZM164 236H166V235H164ZM175 236H173V237H175ZM213 236H214V238H213ZM28 237H29V235H28ZM41 237V236H40ZM131 237V238H130ZM207 237V238H206ZM7 238V237H6ZM29 238V239H30ZM133 238H135L136 239V241H135V239H133ZM142 238V239H141ZM147 238V237H146ZM162 238V239H161ZM193 238V239H192ZM211 238V239H210ZM216 238H218V239H216ZM4 239V237L1 239V240H3ZM7 239H9V238H7ZM19 239V238H18ZM139 239H140V241H139ZM182 239V241H181V243H183V244H181L180 243V240ZM183 239L185 240V241H183ZM210 239V241L208 242V240ZM20 241H22L23 239H22V237L19 239ZM138 240V241H137ZM150 240H151V242H150ZM175 240V239H174ZM212 240V241H211ZM14 241H16V240H14ZM26 241V240H25ZM162 241V242H161ZM177 241H179V242H177ZM9 242V241H8ZM129 242H127V244H126V246L129 244V246L131 245V243H129ZM136 242V243H135ZM143 242V243H144ZM165 242V243H164ZM189 242H191V244L189 243ZM209 244H208V243ZM11 243H15V242H11ZM167 243V244H166ZM176 243H177V246H176ZM178 243H180L181 244V246L178 244ZM4 243H2L1 245H3ZM10 244V243H9ZM13 244H12V246H13ZM169 244H172V245H174V246H171V245H169ZM20 245H24V244H20ZM139 245H141V246H139ZM170 246V247H169ZM23 247H25V246H23ZM27 247V248H28ZM128 247V246H127ZM148 247V248H147ZM174 247V248H173ZM216 247V248H215ZM21 248V247H20ZM26 248V249H27ZM150 248V249H149ZM169 248V249H168ZM25 249V248H24ZM24 249H23V252H24ZM143 249H144V251H143ZM147 249V251H148V253H150L151 254V252H152V254L150 255H147L148 253H147V251H145ZM171 249H174L173 251H171V253L169 252ZM183 249V248H182ZM30 250V251H31ZM34 251H35V249H33ZM32 250V253L34 252ZM137 250H138V248H137ZM151 250V251H150ZM184 250V249H183ZM183 250H181V251H183ZM188 250V249H187ZM209 250V249H208ZM207 250V251H208ZM22 251V250H21ZM21 251H20V249H19V253L18 254H20L21 253ZM140 250H139V252H141ZM150 251V252H149ZM210 251L212 252V250H211V248H210ZM208 252V254H210L211 252ZM14 252V251H13ZM30 253L29 251H27L26 250V252H25V254L26 253ZM163 252V253H162ZM165 252L167 253V259H164L163 260V258H162V256H163V254H165ZM186 252V251H185ZM176 253V252H175ZM177 253H178V250H177ZM9 254V253H8ZM15 254V253H14ZM24 254V255H25ZM138 254H137V256H138ZM144 254L147 256V257H145L144 256ZM180 254V253H179ZM203 254V255H202ZM213 254H214V252H213ZM231 254V255H230ZM3 255V254H2ZM10 255V254H9ZM12 255V257H13V254H11ZM23 255V254H22ZM23 255V256H24ZM29 255V254H28ZM28 255H27V257H26V260L29 258V260H30V257H31V255L32 254H30V257H28ZM136 255V254H135ZM217 255V254H216ZM18 256V255H17ZM21 256V255H20ZM23 256H22V258H23ZM153 256V257H152ZM210 256V255H209ZM7 257V256H6ZM11 257V256H10ZM9 257V258H10ZM11 257V258H12ZM131 257H135V256H131ZM130 257V258H131ZM206 258H207V256H205ZM216 257V256H215ZM249 257V258H248ZM8 257H7V259H9ZM128 259V261H122L120 264H126V263H129V264H133L134 262H133V260H135V259H132V262H131V259ZM182 258V259H183ZM204 258V257H203ZM146 259V264H147V262H148V264H149V261H150V264L152 263V261H151V259L148 261ZM175 259V258H174ZM209 259H210V257H209ZM138 260V259H137ZM143 260V259H142ZM178 260V259H177ZM181 260V259H180ZM205 260V259H204ZM208 260V259H207ZM211 260V259H210ZM210 260H208V261H210ZM217 260V261H218ZM227 260V261H226ZM228 260H229V262H228ZM262 260V259H261ZM4 261V260H3ZM2 261V264H4V262ZM139 261V260H138ZM232 261H234V262H232ZM137 262V261H136ZM135 262V263H136ZM140 262L142 263V261L140 260ZM153 262H154V260H153ZM232 262V263H231ZM260 262V261H259ZM25 262H24V260H23V264H24ZM139 263V262H138ZM137 263V264H138ZM175 263V262H174ZM209 263V262H208ZM211 263V262H210ZM216 263H218V262H216ZM143 264V263H142ZM176 264V263H175ZM181 264V263H180ZM202 264H203V262H202Z\"/></svg>",
    "mask_w": 264,
    "mask_h": 264
}]
</instances>
